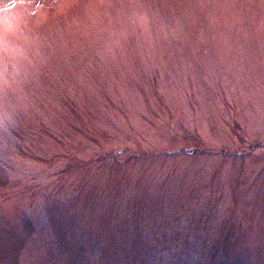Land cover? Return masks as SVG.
<instances>
[{
  "label": "rangeland",
  "instance_id": "obj_1",
  "mask_svg": "<svg viewBox=\"0 0 264 264\" xmlns=\"http://www.w3.org/2000/svg\"><path fill=\"white\" fill-rule=\"evenodd\" d=\"M16 3L0 264H264V0Z\"/></svg>",
  "mask_w": 264,
  "mask_h": 264
},
{
  "label": "clouds",
  "instance_id": "obj_2",
  "mask_svg": "<svg viewBox=\"0 0 264 264\" xmlns=\"http://www.w3.org/2000/svg\"><path fill=\"white\" fill-rule=\"evenodd\" d=\"M13 4L16 5L15 8L13 7ZM18 7L19 5L16 3V0H7V2L0 0V19L4 22L5 32H7L10 22L21 16L17 11Z\"/></svg>",
  "mask_w": 264,
  "mask_h": 264
}]
</instances>
